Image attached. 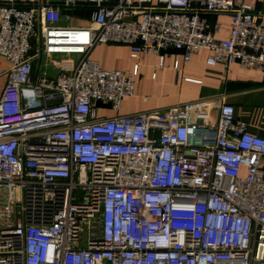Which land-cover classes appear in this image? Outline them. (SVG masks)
Returning a JSON list of instances; mask_svg holds the SVG:
<instances>
[{"label": "built area", "instance_id": "1", "mask_svg": "<svg viewBox=\"0 0 264 264\" xmlns=\"http://www.w3.org/2000/svg\"><path fill=\"white\" fill-rule=\"evenodd\" d=\"M65 9L89 22L63 24ZM260 18L243 0H0V264H264V137L214 99L99 115L133 94L138 65L90 55L125 44L162 66V50L206 49L264 75ZM54 56L71 71L39 72Z\"/></svg>", "mask_w": 264, "mask_h": 264}, {"label": "crops", "instance_id": "2", "mask_svg": "<svg viewBox=\"0 0 264 264\" xmlns=\"http://www.w3.org/2000/svg\"><path fill=\"white\" fill-rule=\"evenodd\" d=\"M243 1L253 4L261 12L260 23L264 26V0ZM74 13L81 14L86 19L80 25L89 22V11L65 9L62 11V23L79 26L75 21L77 15L73 17ZM207 22L208 29L216 39L228 37L231 25L229 16L212 15L207 18ZM163 54L164 62L159 66L158 55L155 53H140L131 57L128 45L95 44L90 55L105 69L131 71L134 65H138L133 94L121 100L118 111L100 110L99 115L129 114L190 101L214 99L231 104L234 117L245 121L250 133L264 137V75L259 70L245 68L237 62L227 67L223 63L209 65L206 63L209 55L206 49L192 54L188 61L184 60L183 51ZM52 60H55V65L46 66L42 71L40 66L39 72L54 76L61 70L70 72L74 65L72 57L54 56ZM175 61H178L177 68L173 67ZM10 66L11 62L0 55V94L7 81L6 71ZM217 114V109L213 108L210 119L215 120Z\"/></svg>", "mask_w": 264, "mask_h": 264}, {"label": "rangeland", "instance_id": "3", "mask_svg": "<svg viewBox=\"0 0 264 264\" xmlns=\"http://www.w3.org/2000/svg\"><path fill=\"white\" fill-rule=\"evenodd\" d=\"M75 15H77V18H75V21H77V25L82 24L83 21L86 20V19H84V18L81 16V14L74 13V14H73V17H75ZM75 21H74V22H75ZM45 64H46V65H45ZM55 64H56L55 60H52L51 62H49V63L47 64V61H46L45 57H43L42 60H41V63H40L41 71H42L46 66H50V67H52V66L55 65ZM60 68H61V67H60ZM107 110H109V109H106L105 111H107ZM104 115H105V114H104Z\"/></svg>", "mask_w": 264, "mask_h": 264}, {"label": "water", "instance_id": "4", "mask_svg": "<svg viewBox=\"0 0 264 264\" xmlns=\"http://www.w3.org/2000/svg\"><path fill=\"white\" fill-rule=\"evenodd\" d=\"M174 51H183L182 49H176V48H168L165 50H162L161 52H174ZM33 65V69L35 70V62L32 64ZM98 104V102H97ZM106 106H109V104H107Z\"/></svg>", "mask_w": 264, "mask_h": 264}, {"label": "trees", "instance_id": "5", "mask_svg": "<svg viewBox=\"0 0 264 264\" xmlns=\"http://www.w3.org/2000/svg\"><path fill=\"white\" fill-rule=\"evenodd\" d=\"M76 12H77V10H76Z\"/></svg>", "mask_w": 264, "mask_h": 264}]
</instances>
